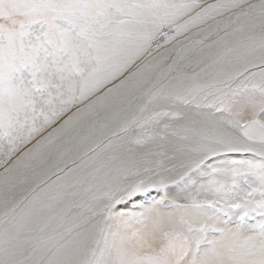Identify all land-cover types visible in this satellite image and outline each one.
Wrapping results in <instances>:
<instances>
[{
    "label": "snow or ice",
    "instance_id": "snow-or-ice-1",
    "mask_svg": "<svg viewBox=\"0 0 264 264\" xmlns=\"http://www.w3.org/2000/svg\"><path fill=\"white\" fill-rule=\"evenodd\" d=\"M0 264H264V0H0Z\"/></svg>",
    "mask_w": 264,
    "mask_h": 264
}]
</instances>
